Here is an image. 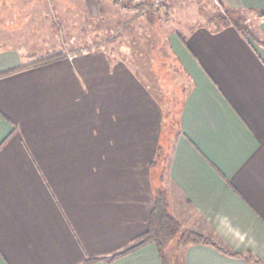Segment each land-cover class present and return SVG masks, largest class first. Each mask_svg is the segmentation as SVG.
<instances>
[{
  "label": "crops",
  "instance_id": "1",
  "mask_svg": "<svg viewBox=\"0 0 264 264\" xmlns=\"http://www.w3.org/2000/svg\"><path fill=\"white\" fill-rule=\"evenodd\" d=\"M71 1L0 0V264H164L153 241L108 260L158 187L212 240L180 243L182 264H264V0L176 27L83 0L103 22L87 44Z\"/></svg>",
  "mask_w": 264,
  "mask_h": 264
},
{
  "label": "trees",
  "instance_id": "2",
  "mask_svg": "<svg viewBox=\"0 0 264 264\" xmlns=\"http://www.w3.org/2000/svg\"><path fill=\"white\" fill-rule=\"evenodd\" d=\"M167 155L168 154L164 152L163 147L160 146L158 158L155 162L160 165ZM162 177L163 175L161 174L160 178L162 179ZM179 224L180 222L170 210V201L167 190L163 187H158L148 230L134 237L130 244L108 257V260H113L118 255L129 252L147 242L153 241L157 244L160 250L164 264H182L180 253L177 251L180 243L183 241L212 243L211 239L193 230H189L186 237L182 233L181 236L179 235V238H177L176 235ZM173 242H176V247L173 246Z\"/></svg>",
  "mask_w": 264,
  "mask_h": 264
},
{
  "label": "rangeland",
  "instance_id": "3",
  "mask_svg": "<svg viewBox=\"0 0 264 264\" xmlns=\"http://www.w3.org/2000/svg\"><path fill=\"white\" fill-rule=\"evenodd\" d=\"M146 1H147V3H146ZM150 1L143 0L142 1L143 3L141 2L142 4H141L139 11L140 12H147V13H148V11H153V13H156V14H154L155 15L154 20H156L155 25L161 26V27H163V26H165V27H176L180 24H184V22H187L190 24H198L199 23V21H198L199 17L193 18L191 15L183 16V13L186 11H189V12H194L192 15L201 14L199 12L202 9L201 3H202V5L204 4L206 7L203 9L204 11H201L204 13V15H202V16H205L203 23H207L205 21V19H208V16L215 15L219 12L218 8H216V3L214 2V0H170L172 2L170 4L168 3L169 0H150ZM152 2H155V5H151ZM69 4L70 3H68L66 5L69 6ZM71 5L74 6V8L72 10H75L77 12V23H78L77 27H78V31L80 33L84 32V30L86 28H88L89 24H91V23L93 24L92 25L93 27H98L100 24L103 23L101 21V17H96V18H91V19L89 18V15L85 13V9L83 7L85 5V2L83 0L71 1ZM171 7H172V12H173V13L171 12L172 17L167 18V17H165L164 12L170 11ZM61 9H64V8H61ZM113 11H115V10L113 9ZM160 12H163V13L159 14ZM162 15H163V17H162ZM199 16H201V15H199ZM216 21H219V19H216ZM114 24L115 23H112L110 25H112L114 28L115 27ZM209 24L213 25L212 23H209ZM241 25L244 28L248 27V24L245 22L241 23ZM162 32H163V30H162ZM109 34L110 35L114 34L113 36H115L116 33L110 30ZM78 37H80V39H82L81 43H83V44H87L89 42V40H88L89 36L86 34L81 33V34H79ZM78 41H80V40H78ZM178 101H179V99H178ZM178 104H179V102H178ZM177 118H178V112H176V119ZM176 126H178V125H176ZM168 127L171 128L170 125H168ZM164 152L166 153V150H164ZM179 235H181L180 230L177 231L176 237L179 238ZM175 243L176 242H173V246H175Z\"/></svg>",
  "mask_w": 264,
  "mask_h": 264
},
{
  "label": "built area",
  "instance_id": "4",
  "mask_svg": "<svg viewBox=\"0 0 264 264\" xmlns=\"http://www.w3.org/2000/svg\"><path fill=\"white\" fill-rule=\"evenodd\" d=\"M151 5H155V2H152V4H151ZM151 5H150V6H151Z\"/></svg>",
  "mask_w": 264,
  "mask_h": 264
}]
</instances>
